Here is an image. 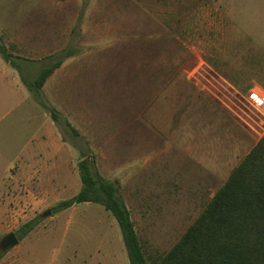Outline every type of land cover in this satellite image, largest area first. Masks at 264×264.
<instances>
[{"label": "rangeland", "instance_id": "obj_1", "mask_svg": "<svg viewBox=\"0 0 264 264\" xmlns=\"http://www.w3.org/2000/svg\"><path fill=\"white\" fill-rule=\"evenodd\" d=\"M252 1L0 0V40L27 79L69 53L46 79L39 98L24 85L27 96L22 93L19 105L6 103L1 122L8 156L4 163L16 161L40 132L45 116L53 120L48 108H54L61 119L59 125L53 121L55 127L73 149L71 169L77 171L80 151L92 154L99 174L117 179L145 256L152 260L164 255L204 205V200L198 205L188 199L195 175L188 157L191 145L194 149L190 139L199 134L191 119L201 109L192 104V93L197 90L200 99L216 101L236 127H264V117L247 102L248 93L215 77L204 62L211 64V59L220 66L221 56L236 59L238 27L241 42H251ZM257 25L263 27L264 15H258ZM162 85L164 123L170 129L156 132L145 123L144 110ZM6 185L0 264H129L121 228L102 204L80 202L41 216L80 190L78 171L68 187L49 197L41 193L32 200L24 187ZM32 220L36 224L17 237L16 245L2 247L5 235L17 236Z\"/></svg>", "mask_w": 264, "mask_h": 264}, {"label": "crops", "instance_id": "obj_2", "mask_svg": "<svg viewBox=\"0 0 264 264\" xmlns=\"http://www.w3.org/2000/svg\"><path fill=\"white\" fill-rule=\"evenodd\" d=\"M252 6L254 22L251 42L247 44L241 42L243 31L238 27L236 59L229 61L228 57L225 59V56H221L220 66L211 59V64H208L209 60L204 61L214 70L215 77L224 80L228 86L239 93H248L251 87L264 92V25L263 27L257 25L258 15H264V0H253ZM82 62V60L78 61V65L80 66ZM5 63L3 59H0V210L4 205L5 190L8 188L6 184L12 188L24 187V192H27L25 195L32 197L33 200V197L34 199L37 196L40 197L41 193L49 197L54 192H60L62 188L68 187L70 176L75 177L78 171L70 167L72 157L69 150L72 153V147L64 142L53 120L47 115L43 127L39 129L42 134L38 132L36 136L32 135L26 148L18 152L15 162H9L7 165L4 163L8 156L6 157L5 152V129L1 122L5 116L6 103L8 107H14L16 103L19 105L22 93L23 96H27L24 93L21 78H16V69L14 67L6 69ZM199 64L200 62L195 66L197 76L202 75L197 67ZM61 65L63 66V62L46 79L53 76ZM27 92L30 94L28 90ZM197 92L195 90L192 93L194 98L191 102L196 108L199 105L202 110L197 112L195 109L191 119L198 123L195 132L199 134L194 139L191 137L190 140L193 141H190V145L194 144V149L191 145L192 156L187 155L193 162L195 170V175H192L190 182L188 199L196 200L198 205L204 200V208L228 179L232 170L262 137L263 132L256 134L243 125H241L242 129L236 127L230 118L231 115L218 106L216 101L212 98L200 99ZM165 95L164 85H162L161 90L144 110L145 123L151 129H158L155 130L156 132L160 130L165 132L166 128L170 129L164 123ZM42 128H44L43 132ZM11 138L14 139L13 136ZM59 152L62 156L57 158ZM149 160L150 157L144 160L146 165ZM74 183H77L75 178Z\"/></svg>", "mask_w": 264, "mask_h": 264}, {"label": "trees", "instance_id": "obj_3", "mask_svg": "<svg viewBox=\"0 0 264 264\" xmlns=\"http://www.w3.org/2000/svg\"><path fill=\"white\" fill-rule=\"evenodd\" d=\"M68 55L63 53L40 69L33 79H27L0 40V56L18 70L22 82L36 98L46 78ZM48 109L59 125L57 111ZM65 123L77 134L68 120ZM80 154L77 164L80 190L57 201L50 210L59 212L80 202L102 204L121 228L129 264H264V134L180 238L164 255L152 260L145 256L117 179H105L94 167V156L85 151ZM35 224V220L25 223L17 237H24Z\"/></svg>", "mask_w": 264, "mask_h": 264}, {"label": "built area", "instance_id": "obj_4", "mask_svg": "<svg viewBox=\"0 0 264 264\" xmlns=\"http://www.w3.org/2000/svg\"><path fill=\"white\" fill-rule=\"evenodd\" d=\"M247 102L251 107L257 110L264 117V92L263 91H261L260 89L256 87H251L248 91ZM248 128L256 134H260L262 132L264 134V127H261L260 128L261 130H259L255 126H248Z\"/></svg>", "mask_w": 264, "mask_h": 264}, {"label": "water", "instance_id": "obj_5", "mask_svg": "<svg viewBox=\"0 0 264 264\" xmlns=\"http://www.w3.org/2000/svg\"><path fill=\"white\" fill-rule=\"evenodd\" d=\"M50 214V209H45L41 216L45 217L48 216ZM18 243V238L15 235L14 232H10L7 235H5L4 240L2 242V247L4 248H8V247H12L14 245H16Z\"/></svg>", "mask_w": 264, "mask_h": 264}]
</instances>
